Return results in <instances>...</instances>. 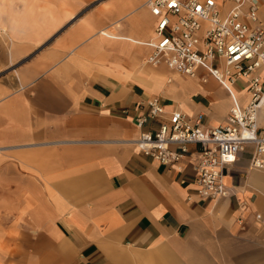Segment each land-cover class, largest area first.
<instances>
[{
    "label": "crops",
    "instance_id": "obj_1",
    "mask_svg": "<svg viewBox=\"0 0 264 264\" xmlns=\"http://www.w3.org/2000/svg\"><path fill=\"white\" fill-rule=\"evenodd\" d=\"M15 1L19 10L0 2V227L11 218L12 260L264 264V170L249 167L253 145L224 169L229 194L214 199L197 194V144L169 168L135 143L161 120L137 125L148 99L213 127L246 105L248 78L229 90L146 62L147 0H106L73 21L90 0ZM216 1L223 15L233 6ZM255 3L257 21H244L264 26V0ZM255 74L264 85V67Z\"/></svg>",
    "mask_w": 264,
    "mask_h": 264
},
{
    "label": "built area",
    "instance_id": "obj_2",
    "mask_svg": "<svg viewBox=\"0 0 264 264\" xmlns=\"http://www.w3.org/2000/svg\"><path fill=\"white\" fill-rule=\"evenodd\" d=\"M231 1L232 8L223 15L216 0H147L155 22L146 62L164 64L201 82L212 76L229 90L235 80L248 78L246 105L234 103L224 123L208 127L202 113L193 117L180 109L166 113L160 99L153 97L146 101L147 114L136 118L139 127L147 118L161 119L156 129L141 130L135 140L144 155L161 165H177L188 155L190 144L198 145L197 194L214 199L229 194L224 169L247 145L254 147L249 167L264 170V129L257 126L264 85L255 74L264 67V26L244 21H257L255 0Z\"/></svg>",
    "mask_w": 264,
    "mask_h": 264
},
{
    "label": "rangeland",
    "instance_id": "obj_3",
    "mask_svg": "<svg viewBox=\"0 0 264 264\" xmlns=\"http://www.w3.org/2000/svg\"><path fill=\"white\" fill-rule=\"evenodd\" d=\"M106 0H90L87 2V4L84 5V7L81 9V11L74 17L73 20H75L78 16L83 14L85 11L105 2ZM1 2V0H0ZM14 2H17L15 0H3V3H7L5 5H2L4 8L10 10L14 7H17L16 10H19V6H15ZM30 4L28 6H31L32 8L38 7L37 5H33V2H29ZM71 21V22H72ZM69 22L68 24H70ZM67 26V25H66ZM206 83V81H205ZM208 86V84H207ZM4 218V224L3 228L0 227V264H28L27 262L22 261H13L12 258V233L13 230L10 228L11 218Z\"/></svg>",
    "mask_w": 264,
    "mask_h": 264
},
{
    "label": "bare ground",
    "instance_id": "obj_4",
    "mask_svg": "<svg viewBox=\"0 0 264 264\" xmlns=\"http://www.w3.org/2000/svg\"><path fill=\"white\" fill-rule=\"evenodd\" d=\"M190 78H194V77H190Z\"/></svg>",
    "mask_w": 264,
    "mask_h": 264
}]
</instances>
